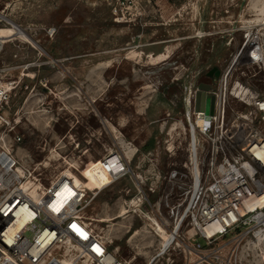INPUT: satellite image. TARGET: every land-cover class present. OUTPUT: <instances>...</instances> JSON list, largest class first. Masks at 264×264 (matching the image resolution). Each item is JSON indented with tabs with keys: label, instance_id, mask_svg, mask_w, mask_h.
Here are the masks:
<instances>
[{
	"label": "rangeland",
	"instance_id": "rangeland-1",
	"mask_svg": "<svg viewBox=\"0 0 264 264\" xmlns=\"http://www.w3.org/2000/svg\"><path fill=\"white\" fill-rule=\"evenodd\" d=\"M0 15L27 35L3 46L1 149L36 164L58 154L45 176L71 173L88 187L84 217L132 264H264V244L248 255L250 238L220 239L202 260L182 245L192 231L155 232L168 212L160 197L178 199L169 174L189 156L196 60L264 47V0H0ZM263 70L247 73L259 92ZM126 147L133 174L109 182L99 162Z\"/></svg>",
	"mask_w": 264,
	"mask_h": 264
},
{
	"label": "built area",
	"instance_id": "built-area-1",
	"mask_svg": "<svg viewBox=\"0 0 264 264\" xmlns=\"http://www.w3.org/2000/svg\"><path fill=\"white\" fill-rule=\"evenodd\" d=\"M0 27L13 25L0 15ZM208 51L213 53L215 47ZM196 62L199 69L185 101L190 112L189 156L181 170L169 174L177 203H171L168 193L161 196L168 212L156 221L169 238L180 230L192 231L193 243L186 236L181 242L198 256L230 235L251 239L246 242L249 255L264 244L256 235H264V92L252 86L247 73L264 67V47H240L228 57ZM215 67L220 75L211 79L208 73ZM202 83L211 87L207 94L214 97L213 114L196 111ZM21 142L20 136L14 137L15 146ZM126 148L123 155L99 162L109 182L133 174L136 152ZM43 168L30 157L19 159L0 148V264H132L119 258L112 242L84 217L88 187L82 193L72 176L47 178Z\"/></svg>",
	"mask_w": 264,
	"mask_h": 264
},
{
	"label": "bare ground",
	"instance_id": "bare-ground-1",
	"mask_svg": "<svg viewBox=\"0 0 264 264\" xmlns=\"http://www.w3.org/2000/svg\"><path fill=\"white\" fill-rule=\"evenodd\" d=\"M14 36L27 37L26 33L20 27H18L15 24L13 25V28H11V29H2V28H0V48H1V45L5 43V40L6 39H10V38H12ZM25 39H27V38H25ZM54 157L55 158H58L59 155L58 154H54L53 157L52 156H49L48 159L50 160V159H52ZM49 160L46 161V162H44L43 163L44 165L42 164V166L43 167L48 166V164L50 162ZM99 167H100V164H99ZM67 174L73 177L74 183L76 184L78 190L81 191L82 193H84L85 190H86V185L80 179L75 178L73 176V174H71V173H67ZM70 195H71V193H70ZM155 228L158 231H160L161 233H165L164 229L157 222H155ZM256 235H257V237H258L259 240H262L264 238V235H261L260 233H258Z\"/></svg>",
	"mask_w": 264,
	"mask_h": 264
},
{
	"label": "water",
	"instance_id": "water-1",
	"mask_svg": "<svg viewBox=\"0 0 264 264\" xmlns=\"http://www.w3.org/2000/svg\"><path fill=\"white\" fill-rule=\"evenodd\" d=\"M220 75V71L217 67L213 68L209 73L208 77L211 79H217ZM210 85L207 83H202L199 86V92L196 95V111H202L204 109L207 110L208 113L213 114L214 110V97L208 95L207 93L210 92ZM205 102V107H204Z\"/></svg>",
	"mask_w": 264,
	"mask_h": 264
},
{
	"label": "crops",
	"instance_id": "crops-1",
	"mask_svg": "<svg viewBox=\"0 0 264 264\" xmlns=\"http://www.w3.org/2000/svg\"><path fill=\"white\" fill-rule=\"evenodd\" d=\"M145 47H159V45L157 44V43H152V44H146V46ZM13 51H15V50H13ZM152 51H154V52H152V53H155L156 51H155V49H153L152 48ZM6 56H8V49H6L5 47H3V52H2V54L0 55V60L2 59V62L3 61H6ZM163 204V203H162ZM157 222V221H156ZM163 234V233H162ZM161 234V235H162Z\"/></svg>",
	"mask_w": 264,
	"mask_h": 264
}]
</instances>
